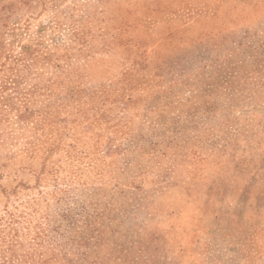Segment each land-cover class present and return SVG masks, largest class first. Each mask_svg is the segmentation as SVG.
I'll return each mask as SVG.
<instances>
[{
    "label": "rangeland",
    "instance_id": "rangeland-1",
    "mask_svg": "<svg viewBox=\"0 0 264 264\" xmlns=\"http://www.w3.org/2000/svg\"><path fill=\"white\" fill-rule=\"evenodd\" d=\"M0 264H264V0H0Z\"/></svg>",
    "mask_w": 264,
    "mask_h": 264
}]
</instances>
